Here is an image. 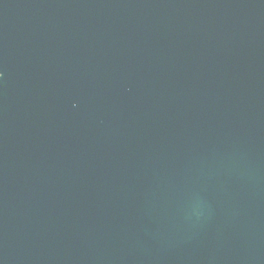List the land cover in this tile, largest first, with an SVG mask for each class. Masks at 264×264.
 Here are the masks:
<instances>
[{
    "label": "water",
    "instance_id": "water-1",
    "mask_svg": "<svg viewBox=\"0 0 264 264\" xmlns=\"http://www.w3.org/2000/svg\"><path fill=\"white\" fill-rule=\"evenodd\" d=\"M0 264H264V0H0Z\"/></svg>",
    "mask_w": 264,
    "mask_h": 264
}]
</instances>
